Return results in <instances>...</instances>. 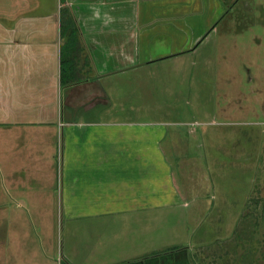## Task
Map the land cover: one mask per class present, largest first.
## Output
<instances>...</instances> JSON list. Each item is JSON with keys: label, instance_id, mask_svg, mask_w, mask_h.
<instances>
[{"label": "crops", "instance_id": "0c3cea01", "mask_svg": "<svg viewBox=\"0 0 264 264\" xmlns=\"http://www.w3.org/2000/svg\"><path fill=\"white\" fill-rule=\"evenodd\" d=\"M200 4L0 0V181L25 183L32 176L37 183H56L62 150L69 219L87 228L84 222L101 221L96 247L87 248L80 236L85 244L74 264H205L196 260L201 252L207 264L245 262L229 259L245 252L242 244L201 246L208 232L200 229L198 212L191 219L186 211L188 200L195 204L198 197H184L176 186L160 148L162 134L114 112L120 76L198 49L209 32L197 34L188 23L185 34L175 21L185 14L193 19ZM181 39L187 48H177ZM67 98L81 103L79 115L67 113ZM6 201L0 199V215L9 220ZM177 209L178 216L170 215ZM7 224L1 223L0 264H55L40 258L38 235L47 242L52 236L47 224L12 233ZM109 230L112 235L104 237Z\"/></svg>", "mask_w": 264, "mask_h": 264}, {"label": "rangeland", "instance_id": "374dc122", "mask_svg": "<svg viewBox=\"0 0 264 264\" xmlns=\"http://www.w3.org/2000/svg\"><path fill=\"white\" fill-rule=\"evenodd\" d=\"M200 1L193 19L185 14L175 21L185 34L191 31L188 23L197 34L209 32L198 49L120 76L113 109L115 115L162 134L160 148L176 186L184 197H198L195 204L185 199L187 214L193 219L198 212L200 229L208 232L201 246L242 244L245 252H232L230 260L264 264V0H213L216 11ZM229 9L230 15L222 20ZM181 40L177 48H187ZM67 102L76 107L69 109L67 103V113L79 115L81 103L75 98ZM57 171L56 183H37L32 176L24 178L25 183L0 181V199L7 200L9 211V220L0 215V231L5 220L10 233L22 225L42 230V223L47 224L52 236L47 242L42 232L38 235L40 258L74 264L85 244L80 236L84 234L87 248L96 247L101 221H86L87 228L69 219L62 150ZM11 184L18 188L12 190ZM7 194H15V199ZM110 235L109 230L104 237ZM201 253L196 260L207 264ZM23 257L27 260L26 252Z\"/></svg>", "mask_w": 264, "mask_h": 264}, {"label": "flooded vegetation", "instance_id": "af4514ba", "mask_svg": "<svg viewBox=\"0 0 264 264\" xmlns=\"http://www.w3.org/2000/svg\"><path fill=\"white\" fill-rule=\"evenodd\" d=\"M205 3L208 7H210L211 9H213L215 11L218 9V4L216 2H214L213 0H205ZM216 5H217V8H216ZM231 11H232V9H229L228 11H226V14H224V16L221 19L223 20L224 18H228ZM206 23H209V21H207ZM206 23H204L202 25V27L205 26Z\"/></svg>", "mask_w": 264, "mask_h": 264}, {"label": "trees", "instance_id": "16d2710c", "mask_svg": "<svg viewBox=\"0 0 264 264\" xmlns=\"http://www.w3.org/2000/svg\"><path fill=\"white\" fill-rule=\"evenodd\" d=\"M264 211V210H263Z\"/></svg>", "mask_w": 264, "mask_h": 264}]
</instances>
